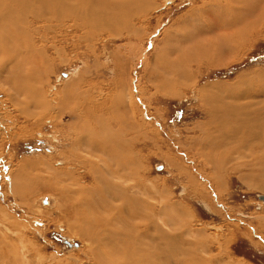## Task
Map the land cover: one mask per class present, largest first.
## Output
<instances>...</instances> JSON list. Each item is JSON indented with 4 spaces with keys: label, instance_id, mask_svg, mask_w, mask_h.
<instances>
[{
    "label": "rangeland",
    "instance_id": "obj_1",
    "mask_svg": "<svg viewBox=\"0 0 264 264\" xmlns=\"http://www.w3.org/2000/svg\"><path fill=\"white\" fill-rule=\"evenodd\" d=\"M153 1L154 7L140 18L142 22L136 23L137 32L132 31L131 34L123 30L121 34H115L108 29H102L101 32H96L99 35H95L93 39L83 40V43L75 48L72 45V37L69 36L71 30L68 28L62 31L63 43H57V49L53 54L58 60L55 62L56 65H44L38 61L31 64L34 65L31 69H34L30 70L31 73L24 74V78L22 75L20 77L13 75L12 72V74L3 73L0 78V119L2 118L3 122L0 121L2 124L0 125V175H2L0 176V264H101L88 250L87 242L70 232V221L66 216L68 213L66 206L70 207L67 205L68 200L61 197L58 191L53 192L51 186L41 184L40 181L36 182L34 177L47 179L53 175L54 168L60 169L66 166L70 168L68 165H74L76 175L83 181L76 183L73 179L74 184L70 185L72 190L79 191V186H84L86 189L95 187L93 189L101 191L95 190L94 197L108 195L106 190H102L103 184L99 181L102 174L96 172V178L99 180L92 182L88 171L78 162L71 163L70 160L68 162L67 157H74V152L72 154L71 151L77 148L75 153L84 160L90 159L95 166L105 169L109 164L110 159L106 155L100 152L92 154L88 150L79 149L75 139L80 134L77 126L84 119L85 108L92 103H103L107 99L111 101L115 93L113 80L118 75L124 82L132 78L134 92L140 95L137 99V109L139 112L140 110L144 112L138 120L147 122L151 128L148 136H143L141 131L140 133L137 131L138 127L134 125L131 126L132 128L127 127L133 132L129 137L146 140L142 147L141 161L137 166V168L141 166L142 169L135 174L140 180L135 191L142 197H147L150 202L160 205L159 218L162 231L170 234L180 233L184 236L179 244L173 239L160 238V251L171 249V253L175 256L186 257L184 255L195 250L193 247L196 243L195 246L202 248L206 246L210 250L207 255H210L212 264H264V189L261 188H264V173L256 177L245 175L247 180H244L241 177V174L245 173L244 169L241 171L230 169L232 163L249 159L247 155L251 152L247 149L245 151L243 147L239 149L238 145H230L231 148L237 149L231 155L234 161L223 164L222 169L218 163L200 160L194 163L195 160L184 153L187 145L193 146V144L187 142L183 132L204 118L201 114L205 106L201 100V90L204 86L212 85L211 89L216 92L218 89H230L228 92L232 90L242 95L253 92L258 94L259 91L264 90V27L260 30L257 28L252 35L247 33L250 36H247L248 39H243L246 40L244 42L241 40L242 46L239 45L237 49H231L229 54L220 56L219 62H215V65H202L200 69L194 71V82L189 86H180L168 92L156 90L153 87L156 81L151 77L152 70L159 65V62L167 60L164 58H173L172 52L177 47L176 43L179 45L183 33L196 31L198 26L210 29L215 19H218V15L221 17L229 11H235L236 8V11L240 10L241 6L246 7L245 3L250 0ZM226 4L232 9L227 11L224 8L227 7ZM218 5H220L219 9ZM184 17L187 22L183 20ZM207 19L214 22H209ZM60 49L63 58L58 54ZM76 50L81 56L76 54ZM45 68H48L46 73ZM49 70H52V73L45 78L44 74L49 73ZM20 78L31 80L35 84L32 86L34 90L42 88L44 97L49 103L45 113L44 111L40 113L39 108L31 111L28 108L29 112L20 111L17 105H14L12 98L21 100L27 96L26 99L19 101L28 102V90H22L20 95L13 88L14 81L17 82ZM80 80L81 83L85 82L84 91L81 90L82 87L78 89L75 85L70 86L69 92L72 94L69 96L70 100L63 106L59 105L60 95L56 93L60 91V94L66 96L62 93L64 86ZM141 85L146 89L143 93ZM84 92L87 94L85 97L81 95ZM123 93V99L129 103L127 91ZM245 98L239 103L251 100L248 95ZM60 108L64 109L61 111ZM125 120L126 117L123 116L118 123L129 126ZM189 129L188 132H191ZM182 137L185 139L183 142L186 148L182 146ZM133 146H136V151H141L140 142L136 144L133 142ZM168 157L180 158L186 168H183L185 172H178L172 163L168 162ZM25 160L26 163L29 161L31 163L25 164ZM201 163L214 177L219 178L218 188L210 184L208 175L201 176L191 168L194 164ZM22 167H25L26 173L30 170V175L27 173L29 177L26 176L24 184L22 183V190L25 191L24 200L13 190L9 182L11 170L13 172ZM186 172L195 178L196 183L198 181L203 184L210 200L201 196L202 186L201 189L190 185ZM135 177L132 176L129 182L136 184ZM106 178L118 183L124 182L119 173L113 178L108 176ZM59 181L61 182V178ZM143 182L148 194L142 191ZM174 205L177 208H174ZM74 230L73 228L72 232ZM191 242L193 245L190 244ZM103 248L108 254V248L105 246ZM166 255L170 256V252ZM174 259L170 261L173 262ZM164 262L162 255L160 264H165Z\"/></svg>",
    "mask_w": 264,
    "mask_h": 264
},
{
    "label": "bare ground",
    "instance_id": "obj_2",
    "mask_svg": "<svg viewBox=\"0 0 264 264\" xmlns=\"http://www.w3.org/2000/svg\"><path fill=\"white\" fill-rule=\"evenodd\" d=\"M153 2V0H0V78H2L3 73L11 72L18 77L27 75L34 69H31L34 66L31 64L38 63V61L44 65L55 64L58 60L53 55L54 51L57 49V43H63L62 31L68 28L71 30L69 36L72 37V45L75 48H78L83 40L93 39L95 35H99L96 32L102 29H108L115 34H121L123 30L126 33L131 32V34L132 31L137 32L136 23L141 21L140 18L154 7ZM230 2L232 3V1ZM245 5L246 7L241 6L240 10L236 11V8L235 11H229L221 17L218 15V19H215V23L210 29H203V26L200 28L201 26L197 25L198 27H196L199 29L196 28V31L183 33L179 45L176 43L177 47L172 52L173 58H164L167 60L159 62V65L152 70L151 77L156 81L153 87L156 90L168 92L180 86H189L194 82V71L200 69L202 65H215L214 63L220 60V56L229 54L231 49H237L242 42L246 41L243 39L247 38L250 33L252 35L257 28L260 30L264 27V0H250ZM219 8L220 5H218ZM224 8L227 11L230 9L228 5ZM205 15L207 16L206 13ZM211 18L213 19V17ZM67 39L69 40V38ZM62 47L66 49L65 46ZM58 54L63 58L61 49ZM76 54L81 56L78 50H76ZM38 68L36 67V69ZM48 68H45V73ZM52 70L44 74V77L50 75ZM32 73L34 74V72ZM81 82L82 80L73 81L72 85L66 84L62 91L66 96L60 94V91L56 93L60 95L58 104L63 106L70 100L69 96L72 95L69 92L70 86L75 85L78 89L82 87L81 90L84 91L85 82ZM113 85L115 93L111 101L107 99L103 103H92L91 106L85 108L84 119L77 126L80 134L75 139L79 149L88 150L92 154L100 152L110 159L109 164L106 165L105 169L101 166H95L90 159L84 160L83 157L76 154L75 149L77 148L71 151L72 154L74 152V157H67L68 162L69 160L71 163L78 162L85 168L91 175L92 182L99 180L96 178V172L102 174L103 176L100 175V177L98 175L101 178L99 181L103 184L102 190H106L108 195L94 197L95 190L101 191L100 189H93L95 187L86 189L84 186H79V191L72 190L70 185L74 184L73 179L76 183L83 181L76 175V166L74 165H68L70 168L67 166L60 169L54 168L53 175L47 179L34 175L35 181L51 186L53 192L58 191L61 197L68 200V204H66L70 207L66 206L68 209L66 216L67 220L70 221V232L87 242L88 250L101 264H160V256L162 255L165 264H212L210 255H207L210 250L206 246H203L204 248L195 246L196 243L193 247L195 250L184 255L186 257L175 256L171 253V249L160 251V238L173 239L179 244L184 236L180 233L170 234L162 231L159 218L160 205L150 202L147 197H142L135 191L140 182L135 174H138L142 169L141 166L138 168L137 166L141 161L142 147H144L146 140L129 137L133 133L131 126L138 127L139 130L137 131L139 133L141 131L143 136H148L151 128L147 122L138 120L144 112L142 110L139 112L137 109V99L140 98V95L134 92L135 87L132 84V78L124 82L122 77L118 75L113 80ZM32 86L35 84L28 79L20 78L17 82L14 81L13 88L16 89V92L18 91L20 94L22 90H28L31 98L28 94H24L28 95V99L30 98V100L27 99V103L20 102L27 96L19 99L20 101L17 98H12V102L17 105L20 111L29 112L31 109L37 110L39 108L40 113L43 111L45 113L49 103L44 97L43 90L41 87L34 90ZM211 87L212 85H206L201 90V100L205 105L201 114L204 115V118L194 123V126L190 128L191 132H188L187 129L189 128L183 131L187 142L190 141L193 146L198 147L194 148L192 145H187V150L184 153L189 158L192 157L195 160L194 163H197L198 160L218 163L222 169L223 164L234 161L231 155L237 149L231 148L230 145H238L240 146L239 149L243 147L245 151L247 149L251 153L246 154L249 158L247 161L234 162L230 169L232 171L244 169L245 173L241 174L244 180H247L246 176L256 177L264 173V90L259 91L258 94L253 92L242 95V93H235L232 90L228 92L230 89H218L216 92ZM145 90L144 85H141L142 93ZM125 91L128 93L129 103L123 99V92ZM85 92L81 94L83 97L87 95ZM23 93L24 91L22 96ZM246 95L251 100L240 104V101L246 99ZM110 102L112 103L110 104ZM123 116L126 117L125 123L129 126L118 123V120ZM1 122L0 125H2ZM182 138V146L186 148V144L183 142L185 139L182 140ZM133 142L135 144L140 142L141 151L135 150L136 146H133ZM24 162L25 164L31 163L30 161V163H26V160ZM168 162L172 163L178 172H185L186 168L181 163L180 158L168 157ZM24 168L16 169L13 172L11 170L9 181L13 190L23 200L25 191L22 190V183L30 175V170L29 173L27 172L28 175ZM191 168L195 169L201 176L208 175L210 184L218 188L219 178L214 177L210 170L203 166V163L194 164ZM117 173L121 174L123 183L106 178V176L113 178ZM186 173L190 185L198 186V188L202 186L201 196L210 200L203 184L198 181L196 183L195 178H192L188 172ZM59 174L61 175L58 176ZM132 176L136 178V184L129 182L132 180ZM60 178L61 182L59 181ZM84 185L86 184L84 183ZM142 188L144 189L142 191L146 193L144 182ZM110 191L112 192L109 193ZM73 228L75 230L72 232ZM190 244L193 245V242ZM104 246L108 248V254H106ZM14 249L18 252L16 248ZM198 249L204 252L202 253ZM169 252L170 256H167L166 254ZM172 258H175L173 262L170 261Z\"/></svg>",
    "mask_w": 264,
    "mask_h": 264
},
{
    "label": "water",
    "instance_id": "obj_3",
    "mask_svg": "<svg viewBox=\"0 0 264 264\" xmlns=\"http://www.w3.org/2000/svg\"><path fill=\"white\" fill-rule=\"evenodd\" d=\"M263 199H264V197H263Z\"/></svg>",
    "mask_w": 264,
    "mask_h": 264
}]
</instances>
